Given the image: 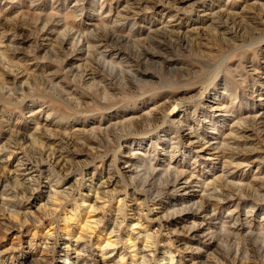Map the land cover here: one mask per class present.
Returning <instances> with one entry per match:
<instances>
[{"label":"rangeland","instance_id":"374dc122","mask_svg":"<svg viewBox=\"0 0 264 264\" xmlns=\"http://www.w3.org/2000/svg\"><path fill=\"white\" fill-rule=\"evenodd\" d=\"M85 261L264 264V0H0V264Z\"/></svg>","mask_w":264,"mask_h":264},{"label":"bare ground","instance_id":"6f19581e","mask_svg":"<svg viewBox=\"0 0 264 264\" xmlns=\"http://www.w3.org/2000/svg\"><path fill=\"white\" fill-rule=\"evenodd\" d=\"M140 1V0H139ZM180 27H177L176 28V30H174V29H171L170 31H167V30H164L165 32L167 31V32H169V34L170 33H172V34H175V35H177V36H183V34H182V32H181V29H179ZM216 29V28H215ZM165 34V33H164ZM168 34V35H169ZM172 34H170V35H172ZM183 37H185V36H183ZM114 38H115V35H114V33H111V32H108V33H105L104 34V42H109V41H111V40H114ZM177 39V38H176ZM182 39H184V38H182ZM165 40V39H164ZM104 42H103V44H104ZM160 44H161V42H159ZM163 43V42H162ZM108 45V44H107ZM162 45V44H161ZM106 46V45H105ZM123 49V48H122ZM119 50V49H118ZM125 51V50H124ZM118 53V52H117ZM154 119L156 118V116H154L153 117ZM147 118H145L144 119V116H143V118L141 119V120H139V123H141V122H143L144 120H146ZM138 123V122H137ZM138 123V124H139ZM142 124V123H141ZM208 147L209 146H204V147H201V149H199V150H197V151H202V150H208ZM216 147V146H215ZM220 148V147H219ZM183 172V171H182ZM171 175V174H170ZM176 176H174V178H172V180L170 179L167 183H166V189L167 190H170V189H172V190H177V188H178V186L180 187L181 185H183V184H185L186 182H187V180H185L184 179V173L182 174L181 172H180V174L178 173V174H175ZM186 179H187V177H186ZM227 185V184H226ZM165 188V187H164ZM175 190V191H176ZM179 190V189H178ZM222 192V191H221ZM221 197V196H220ZM223 197V196H222ZM204 199V198H203ZM208 199V198H207ZM217 199V198H216ZM213 200V199H212ZM212 200H210V201H212ZM209 201V202H210ZM215 201V200H214ZM195 203V205H196V207H192V206H185V207H180L181 209L180 210H178V211H176L177 213H182V214H184V217L186 218V217H188V216H191V217H193V216H198V215H200V214H203V215H201L202 217H204L205 215H206V212H208V208H209V203L207 202V201H205V200H201V201H199L198 203H196V202H194ZM211 203V202H210ZM212 203H213V205H218L219 203H218V201H215V202H213L212 201ZM211 206V205H210ZM215 207V206H214ZM213 207V208H214ZM215 209V208H214ZM214 209H212V210H214ZM217 211V210H216ZM17 213V212H16ZM18 214V213H17ZM172 217H173V215H172ZM17 218V217H16ZM170 218V217H169ZM169 218H167V219H169ZM196 223L195 222H193V225H192V228H190V229H197V227H196ZM155 242V241H154ZM108 243H110V242H108ZM156 244H157V242H155ZM112 244V243H111ZM147 245V244H146ZM256 248V247H255ZM255 251V250H254ZM256 253V252H255ZM68 256H69V254L67 255V258H68ZM79 258H81V256L80 255H78L77 257H76V259H79ZM152 260V259H151ZM87 261V260H86ZM84 262V264H87V262Z\"/></svg>","mask_w":264,"mask_h":264}]
</instances>
